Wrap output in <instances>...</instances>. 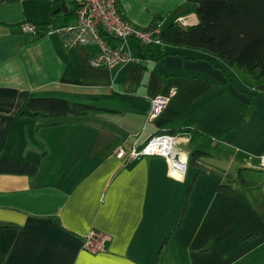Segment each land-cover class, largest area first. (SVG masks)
<instances>
[{"label": "crops", "instance_id": "obj_1", "mask_svg": "<svg viewBox=\"0 0 264 264\" xmlns=\"http://www.w3.org/2000/svg\"><path fill=\"white\" fill-rule=\"evenodd\" d=\"M117 3L138 27L154 14L162 28L170 16L197 21L188 0ZM50 5L0 2L4 264H264V93L250 95L252 87L229 78L213 55L187 46L143 56L128 39L139 63L95 65L96 45H69L55 32L74 17L48 27ZM22 22L36 23L41 35L21 33ZM156 94L169 100L150 121ZM30 97L91 102L100 110L21 116ZM183 128L193 131L177 135L180 160L196 147L204 153L181 172L160 156H115L119 146ZM90 231L102 250L82 248Z\"/></svg>", "mask_w": 264, "mask_h": 264}, {"label": "trees", "instance_id": "obj_2", "mask_svg": "<svg viewBox=\"0 0 264 264\" xmlns=\"http://www.w3.org/2000/svg\"><path fill=\"white\" fill-rule=\"evenodd\" d=\"M2 1L9 0H0ZM188 1L196 3L194 12L197 21L184 26L174 20L165 27H161L159 36L163 46H187L204 50L224 65L229 78L237 77L250 85L252 87V90L248 92L250 95L264 93V0ZM55 2H50L51 13L57 7ZM116 4L119 7L117 1ZM74 6L66 8L62 14H51V18L67 20L73 17ZM119 12H121L120 8ZM158 22L159 17L154 14L150 25H156ZM40 35L41 33L37 32L29 36L36 39ZM163 46L142 45L140 55L155 56L156 51ZM98 109L99 107L91 102H70L57 97H30L20 115H42L58 119L67 115L82 116ZM52 123L58 122L55 120ZM191 130L183 128L158 133L179 135L181 132ZM202 153L204 152L198 147L189 151L187 164L198 161ZM8 226L0 223V229ZM5 258L6 254L0 252V264H4Z\"/></svg>", "mask_w": 264, "mask_h": 264}, {"label": "built area", "instance_id": "obj_3", "mask_svg": "<svg viewBox=\"0 0 264 264\" xmlns=\"http://www.w3.org/2000/svg\"><path fill=\"white\" fill-rule=\"evenodd\" d=\"M55 2V0H48ZM74 21L65 22L55 28V32L63 36L66 44H94L97 46L98 58L93 60L97 65L101 62L107 68H114L123 63H139V56L134 54L128 45V39H134L143 46H163L160 39L161 26L151 24L146 27H138L119 13L117 0H74ZM55 19H52L54 21ZM180 25H186L185 17L176 19ZM19 31L27 35H35L39 28L32 22H22ZM113 40H116L114 42ZM171 94L175 88L170 90ZM168 95L156 94L151 99V111L147 120H153L159 112L167 105ZM177 135L161 132L153 134L142 145H127L114 150L117 158H126L128 161L147 156H160L164 158L175 170L181 172L186 168V161L179 160L175 163V155L178 154L174 148ZM260 167L264 169V154L259 156ZM82 248L91 252L103 249L102 243L97 239L94 231H90L83 240Z\"/></svg>", "mask_w": 264, "mask_h": 264}, {"label": "rangeland", "instance_id": "obj_4", "mask_svg": "<svg viewBox=\"0 0 264 264\" xmlns=\"http://www.w3.org/2000/svg\"><path fill=\"white\" fill-rule=\"evenodd\" d=\"M46 0H31V2L33 3V5H35V3L36 2H38L39 3V5H40V7H41V4H45V5H48L49 6V4H50V2H48V1H46ZM188 2H190V4L192 5V6H195L196 5V3H194V2H191V1H188ZM65 3H66V5L69 7V8H71V6H74V3H75V1L74 0H65ZM49 9V8H48ZM47 9V10H48ZM186 11V10H185ZM187 12V11H186ZM62 21V19L60 18V19H55L52 23H50V25L48 26V27H52L53 25H58L60 22ZM172 21V18H171V16L170 17H168L167 19H165V22H164V24H163V27H165L166 25H168L170 22ZM57 26H55V28H56ZM143 27V26H142ZM54 28V29H55ZM137 41V40H136ZM137 45L140 47V46H142L141 44H140V42H138L137 41Z\"/></svg>", "mask_w": 264, "mask_h": 264}, {"label": "water", "instance_id": "obj_5", "mask_svg": "<svg viewBox=\"0 0 264 264\" xmlns=\"http://www.w3.org/2000/svg\"><path fill=\"white\" fill-rule=\"evenodd\" d=\"M66 11V8L63 4H60L57 8H55L53 11H52V14L55 15V14H59L60 12H65ZM175 163L174 165L176 166V161L179 160V154H176L175 157Z\"/></svg>", "mask_w": 264, "mask_h": 264}, {"label": "bare ground", "instance_id": "obj_6", "mask_svg": "<svg viewBox=\"0 0 264 264\" xmlns=\"http://www.w3.org/2000/svg\"><path fill=\"white\" fill-rule=\"evenodd\" d=\"M119 9V8H118ZM120 13V12H119ZM121 14V13H120ZM122 16V15H121ZM123 17V16H122ZM124 18V17H123ZM125 19V18H124Z\"/></svg>", "mask_w": 264, "mask_h": 264}]
</instances>
